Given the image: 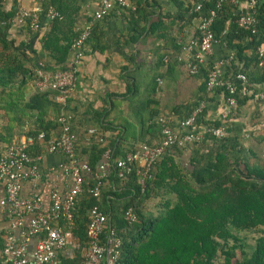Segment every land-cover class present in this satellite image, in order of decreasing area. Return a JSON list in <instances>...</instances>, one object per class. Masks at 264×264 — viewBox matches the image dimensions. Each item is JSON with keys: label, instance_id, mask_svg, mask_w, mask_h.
I'll use <instances>...</instances> for the list:
<instances>
[{"label": "trees", "instance_id": "16d2710c", "mask_svg": "<svg viewBox=\"0 0 264 264\" xmlns=\"http://www.w3.org/2000/svg\"><path fill=\"white\" fill-rule=\"evenodd\" d=\"M80 1L87 3V0ZM128 1L135 6V11L128 14V41L135 43L147 30L152 34L155 29L149 24L151 12L147 0ZM220 1L210 0L202 11L207 15L209 11L216 13L211 31L226 51V58L230 57L223 77L232 83L237 105L226 121H222L220 116L207 120L203 108L196 117L195 126L196 132L203 133L205 129L224 128L225 136L218 138L204 133L201 142L188 149L187 158L183 155L184 149L174 147L169 150L154 166L150 180L141 191L137 167L119 178L116 162L136 152L139 145L132 141L153 145L151 138L160 135L156 119L165 112L159 108L158 100L152 97L155 89L150 91L151 97L141 102L143 110L136 119L139 129L127 120L105 123L99 118L97 132L103 142L92 138L87 147L80 152L77 150L80 159H86L90 176H86L77 197L71 222L59 221L60 226L71 232L79 247L68 250L65 255L60 253L59 264H83L89 247V215L95 207L106 217L101 243L106 245L111 231L119 240L116 249L107 247L109 257L117 253L114 264H264V135L254 137V130H250L256 125L255 118L251 116L249 121H243L248 102L256 99L259 104L264 103V65H260L258 56V49L264 47V0H257L255 25L249 30L236 24L237 7L226 2H221L218 7ZM4 2L0 0V116L4 130L10 137L15 127L30 122L32 130L26 135L37 137L43 133L48 140L52 138L51 131L58 130L60 134L59 125L50 121V117H57L60 110L49 99L48 93L36 89V72L41 70L51 74L67 69L71 43L80 32L70 31L71 21L66 15L68 10L64 8V2L50 0L42 7L35 31L30 29L29 19L23 21L27 37L38 33L44 26L48 27L42 38L41 53L37 61H32V54L26 52L23 43L17 44L7 38L19 6L18 0L13 1L9 12L4 11ZM170 2L179 11L180 22H184L186 16H190V20H198L200 15L192 12L193 0ZM50 6L59 15L54 21L46 19ZM162 21L164 19L160 17L155 27ZM97 27H94L86 46L93 47ZM200 36L198 30L194 39L200 40ZM186 46V43L182 44L179 49ZM192 60L190 55L189 63ZM38 62L41 67H38ZM211 65L212 60L209 59L195 76L190 75L202 81L196 107L207 102L209 95L222 97L225 106L227 95L224 89H216L212 93L206 90ZM239 75L246 78V83L236 80ZM129 76L127 74L126 78L130 79ZM155 78L161 79V76L158 74ZM133 88L134 83H127L128 92L131 93ZM190 108L189 105L179 107L178 111L166 114L184 119ZM106 134L110 137H105ZM40 149V143L35 141L27 154L35 158ZM107 150L111 153V166L102 181L99 196L94 197L91 190ZM183 159H187V163H183ZM154 200L158 201L151 208ZM129 211L133 221L125 218ZM247 237H252L249 243H245ZM244 249L249 252H244Z\"/></svg>", "mask_w": 264, "mask_h": 264}, {"label": "crops", "instance_id": "0c3cea01", "mask_svg": "<svg viewBox=\"0 0 264 264\" xmlns=\"http://www.w3.org/2000/svg\"><path fill=\"white\" fill-rule=\"evenodd\" d=\"M13 1L5 0L4 11L9 12L12 9ZM61 2H64V8L68 10L66 15L71 21L70 31L80 32L88 19L86 8L90 1L87 0L86 4L80 0H61ZM147 2L148 10L151 12L149 24L154 25L155 30L152 34L147 30L135 43L128 41L130 16L127 13L120 16L113 13V16L111 14L108 19L95 24L98 27L95 38L92 40L93 47L86 46L85 56L77 66V85L67 107V112L73 116L72 131L78 141V152L88 146V131L98 130L96 124L99 118H102L105 123L127 120L133 122L139 129L140 126L136 119L140 117L139 113L143 110L141 102L147 97H151L152 89H155V95L152 97L158 100L159 108L165 114L178 111L179 107L188 105L191 107L190 111L196 108L202 81L192 78L188 74L187 65L190 56L187 55L185 48L180 50L179 46L188 44L195 38L199 20H190V16H186L184 22H180L178 20L179 11L170 0H147ZM18 5L28 11L34 10L37 6L32 0H18ZM245 7V4H239L237 13L243 11ZM160 17L164 21L155 27ZM47 32L48 27L44 26L38 33L27 37L23 30V22L14 19L7 32V38L16 41L17 44L23 43L26 52L32 54V61H37L42 50V38ZM70 58L69 55L68 60ZM224 58H226V51L221 48L219 43L215 44L210 60L215 62ZM38 67H41L39 62ZM158 67L160 68L158 69ZM124 68H128V70L125 71ZM127 74L130 75L131 80L126 78ZM158 74L161 79L155 78V75ZM154 82L157 83L156 86H154ZM127 83L135 84V89L133 88L131 93L127 90ZM206 98L207 102L202 103L206 111V119L215 120L220 116L224 106L222 97L213 98L209 95ZM210 98L212 100L209 101ZM49 99L51 100L50 97ZM154 106L156 107L155 104ZM243 116L244 122L249 121L251 116L256 119V125L250 129L254 130V137L264 135V103L259 104L256 99L248 102ZM57 117H50V121L56 123ZM143 117L146 118V114H143ZM184 119L174 117L176 130L179 129L180 123ZM31 130V123L25 122L23 126L15 127L13 134L7 137L4 122L0 116V147L24 142L25 137L28 136L26 133ZM57 133L58 130L51 131L50 136L58 137ZM115 134H118V131ZM105 137H110V134H106ZM159 140L160 136L151 138V144H156ZM131 143L137 146L142 144L134 141ZM189 153L188 149L183 150V155L186 158ZM35 159L41 179L35 182L21 181L19 199L26 201L37 196L41 201L42 210L48 212L51 206V193L57 191L62 196L66 195L71 189L73 181L67 176L66 160L62 155L47 154L41 147L39 155ZM85 160L83 157L80 159L83 164H86ZM182 162L187 163V159H183ZM27 172V168L21 171L23 174ZM5 197L4 184H0V201ZM8 212V205H0V232L2 234L0 248L4 245V236L11 231L19 242L26 245L30 258L34 251L35 240L27 237V231L33 216L24 214L21 218V225L12 229L14 219L8 215ZM68 250L62 254L65 255Z\"/></svg>", "mask_w": 264, "mask_h": 264}, {"label": "built area", "instance_id": "2783aa9c", "mask_svg": "<svg viewBox=\"0 0 264 264\" xmlns=\"http://www.w3.org/2000/svg\"><path fill=\"white\" fill-rule=\"evenodd\" d=\"M37 5L34 10L28 11L17 7L15 19L24 21L30 20V29H37L39 14L42 12L44 4L50 0H32ZM87 5V22L70 46L71 58L67 62V69L55 73H45L41 70L36 72V89L41 93H48L51 100L60 108L56 123L60 127L58 137L46 139L43 133L34 137L28 135L24 142L10 144L3 148L0 147V184H4L5 199L0 201L1 206L8 205V215L14 219L12 229L21 225V218L24 214H32L27 237L35 240V247L32 256L29 258L26 245L19 242L13 233L7 232L4 236V245L0 248V264H59L58 256L66 250H76L79 247L77 240L70 231H66L59 225V221L70 223L72 212L77 203V197L82 191L86 176H90V168L83 164L78 157V141L72 131L73 116L67 112L68 102L72 97L77 85V66L84 58L86 53V42L91 37L95 24L110 16L129 14L135 11V6L128 0H89ZM210 0H193L192 12L199 14L198 30L201 34L200 40H191L185 47L187 55H191L192 63L187 65L189 75L195 76L198 69L209 61L212 48L218 42L214 39L211 27L216 16L215 11L205 14L202 10ZM233 6L245 4V9L237 13L236 24L246 30L255 25V6L257 0H221ZM59 15L48 7L46 11L47 21H54ZM193 53V55H192ZM258 56L261 59L260 65H264V47L258 49ZM230 57L212 62L207 76V92L212 93L216 89L226 91L224 110L220 114L222 121H226L236 108V91L230 81L224 79V69L229 64ZM236 80L242 84L246 83L244 76H237ZM204 108L203 104L192 109L189 115L180 123L179 129L174 128V117L169 114H160L156 122L160 127V140L153 145L141 144L135 153L128 154L125 158L117 160L116 166L119 169L118 177L122 178L129 174L132 169L137 167L139 177L138 184L141 191L144 190L146 182L151 178L154 166L174 147L189 149L192 145L198 144L203 139L204 133L221 138L225 136L224 128L205 129L203 132H196L195 120L200 111ZM92 138L103 142V138L95 129H91L87 134V145ZM39 142L44 152L47 154H60L66 160L67 176L73 181L69 192L62 196L57 191L50 195V210H42L41 201L37 196L30 200L21 201L19 199L20 182L30 180L32 182L41 179V173L37 160L27 154L28 149ZM110 150H107L102 161L98 166L95 176V184L91 193L94 197L99 196L102 181L106 178L110 169ZM27 168V173L21 171ZM127 221H133L134 217L129 211L126 215ZM106 217L95 207L89 215L87 226V238L89 247L84 255L83 264H114L117 253L108 256V248L112 246L116 249L119 240L114 236L113 231L107 239L106 245L101 243L100 236ZM0 239L2 234L0 232Z\"/></svg>", "mask_w": 264, "mask_h": 264}, {"label": "rangeland", "instance_id": "374dc122", "mask_svg": "<svg viewBox=\"0 0 264 264\" xmlns=\"http://www.w3.org/2000/svg\"><path fill=\"white\" fill-rule=\"evenodd\" d=\"M157 201H158V200H154V201L151 203V205H150V206H151V208H153V207H154V205H153V204H154V203H156ZM240 237H241V236H240ZM250 238H252V237H250ZM250 238H249V237H247L246 239H248V240H245V243H249V242H250V241H249V239H250ZM243 251H244V252H246V253H247V252H249L247 249H244Z\"/></svg>", "mask_w": 264, "mask_h": 264}]
</instances>
